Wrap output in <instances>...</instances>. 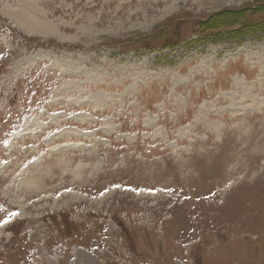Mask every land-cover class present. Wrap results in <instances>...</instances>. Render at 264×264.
<instances>
[{
  "label": "rangeland",
  "instance_id": "374dc122",
  "mask_svg": "<svg viewBox=\"0 0 264 264\" xmlns=\"http://www.w3.org/2000/svg\"><path fill=\"white\" fill-rule=\"evenodd\" d=\"M0 264H264V0H0Z\"/></svg>",
  "mask_w": 264,
  "mask_h": 264
},
{
  "label": "bare ground",
  "instance_id": "6f19581e",
  "mask_svg": "<svg viewBox=\"0 0 264 264\" xmlns=\"http://www.w3.org/2000/svg\"><path fill=\"white\" fill-rule=\"evenodd\" d=\"M23 11V10H22ZM29 11V10H28ZM32 20V19H31ZM31 22V21H30ZM40 22H42V21H40ZM41 26V25H40ZM45 26H47V25H45Z\"/></svg>",
  "mask_w": 264,
  "mask_h": 264
}]
</instances>
